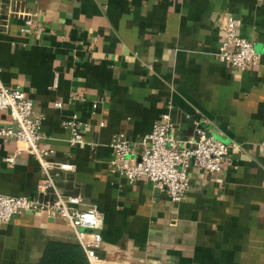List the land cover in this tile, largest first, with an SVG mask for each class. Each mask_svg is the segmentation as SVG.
<instances>
[{"label":"crops","instance_id":"0c3cea01","mask_svg":"<svg viewBox=\"0 0 264 264\" xmlns=\"http://www.w3.org/2000/svg\"><path fill=\"white\" fill-rule=\"evenodd\" d=\"M22 14L42 31L21 32ZM225 14L255 65L218 60ZM0 79L32 101L38 144L73 165L54 176L57 191L102 213L106 264H264V0H0ZM166 111L186 146L198 125L238 145L219 173L190 167L179 202L110 164L112 136L140 142ZM67 119L81 144H69ZM0 124L13 125L5 110ZM17 147L0 140V193L34 197L43 174ZM52 242L79 245L60 218L17 213L0 224V264H37Z\"/></svg>","mask_w":264,"mask_h":264},{"label":"built area","instance_id":"2783aa9c","mask_svg":"<svg viewBox=\"0 0 264 264\" xmlns=\"http://www.w3.org/2000/svg\"><path fill=\"white\" fill-rule=\"evenodd\" d=\"M20 16H23L21 32L29 34L42 31L43 28L33 25L30 14ZM221 32L222 38L216 53L218 60L240 70L257 63L259 55L253 42L238 34L236 20L232 15L222 16ZM54 106L60 107L61 102H55ZM92 106L95 107L96 103L93 102ZM1 110L7 112L13 125L0 124V140L14 138L18 143L17 152H27L34 156L43 176L37 183V195L34 197L0 193V224L26 210L60 218L74 232L89 264H106V260L97 253L102 242V213L92 205L81 207L83 199L79 195H65L57 191L54 176L62 170H73V165L67 161L53 160L54 151L38 144L40 118L33 114L32 101L22 89L7 87L0 79ZM99 124L102 126L103 122ZM62 125L70 131V145L83 142L79 131L80 121L67 119L62 121ZM173 131L174 124L166 111L152 124L151 130L140 142L122 135L112 136L108 144L113 154L111 170L124 176L129 183L146 178L157 189L166 192L173 202H179L189 185L190 167L219 173L229 150L238 147L234 142L225 143L214 138L201 125L195 127L191 146L177 140ZM4 161L11 163L13 156H6Z\"/></svg>","mask_w":264,"mask_h":264},{"label":"trees","instance_id":"16d2710c","mask_svg":"<svg viewBox=\"0 0 264 264\" xmlns=\"http://www.w3.org/2000/svg\"><path fill=\"white\" fill-rule=\"evenodd\" d=\"M37 264H89L77 243L52 242L45 248Z\"/></svg>","mask_w":264,"mask_h":264}]
</instances>
